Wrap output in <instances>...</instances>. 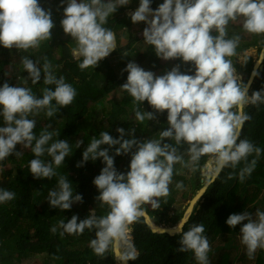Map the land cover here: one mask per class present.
Wrapping results in <instances>:
<instances>
[{
	"label": "clouds",
	"instance_id": "obj_1",
	"mask_svg": "<svg viewBox=\"0 0 264 264\" xmlns=\"http://www.w3.org/2000/svg\"><path fill=\"white\" fill-rule=\"evenodd\" d=\"M64 2L67 6L63 10L61 26L64 33L76 42L72 53L78 59L82 58L78 66L81 70L95 68L116 50L115 33L103 25L118 7L128 5L130 0H62ZM150 4L151 0H139L138 9L134 12L127 10L128 15L133 13L131 20L134 24L143 22L147 25L143 30L144 42L153 46L156 56L162 60L190 62L194 74L182 73L177 65L156 76L135 62L127 63L122 70L128 73L127 80L120 88L133 98L134 103L147 101L158 113L167 110L169 126L160 132L159 139L140 141L133 136L135 129L126 133L123 128L116 129L118 138H113L107 131H101L99 138L92 137L77 167L102 158L105 166L93 184L99 192L96 200L110 210L103 216H97L94 211L79 222L76 215L67 223L59 221V227L63 229L61 235H82L85 229L95 230L96 238L89 242L93 253L104 257L111 250L120 264L138 259L131 226L145 216L143 205L158 208V198L169 195L175 164L192 166L195 171L200 158L210 156L215 162L213 174L207 180L211 184L224 168L235 169L244 162L245 166L239 172V179L243 182L257 163V159L249 163L248 157L255 153L259 158L261 153L259 147L240 136L245 122L251 119L244 112L245 106L264 103V90L254 91L249 96L248 87L238 84L235 68L227 58L236 54L240 37L226 39V36L229 22L238 20L242 21L245 32L264 34V0H164L155 10ZM53 27L51 11L44 10L38 0H0V45L4 48L37 49L42 42L50 40ZM213 31L218 35H213ZM21 63L28 73L27 79L33 84L41 80L43 72V83L55 85V89L44 88L42 98H38L27 87L10 86L7 82L0 86V117L5 125L0 127V161L13 154L22 155L15 151L18 144L31 148L35 157L28 164L31 175L34 179L51 180L57 175L55 168L61 166L69 155V143L56 140L46 147L52 137L59 134L45 129L37 137L33 131L36 121L29 116L45 111L47 117H52L58 111L56 105H70L77 92L63 76L57 79L48 62L43 70L37 66L38 62L28 57H23ZM134 112L140 122L155 119L153 112L138 109ZM125 135L132 138L125 139ZM166 139L178 146L187 145L185 152L180 153L178 147L165 143ZM82 143L78 140L77 148ZM102 145L108 147L101 149ZM117 145L119 147H115ZM113 147L114 156L131 154L130 170L126 174L115 168L114 156L109 155V149ZM45 153L52 158L50 162L41 159ZM184 155L189 158L187 162ZM229 178H232L231 174ZM176 187L182 188L183 183L178 182ZM199 191L201 193L193 204L206 188ZM15 196L12 191L0 189V204L13 200ZM47 201L51 208L65 211L75 203H82L83 197L74 195L71 182L60 176L57 187L48 192ZM255 216L254 219L252 214L244 211L230 214L226 220L231 228L242 225L239 231L241 244L246 247L250 258L257 249H264V211L257 209ZM51 231L55 233L57 227L53 226ZM204 233L202 223L192 225L181 234L177 251H191L198 264H209L211 249Z\"/></svg>",
	"mask_w": 264,
	"mask_h": 264
},
{
	"label": "trees",
	"instance_id": "obj_2",
	"mask_svg": "<svg viewBox=\"0 0 264 264\" xmlns=\"http://www.w3.org/2000/svg\"><path fill=\"white\" fill-rule=\"evenodd\" d=\"M38 2L44 10L51 11L54 23L51 38L42 42L39 48L27 51L14 48L9 50L0 45V86L7 82L10 86L27 87L38 98H42L44 88L55 89V85L43 83V72H41V80L33 84L27 79L28 73L23 65L19 67L16 75L9 76L15 61L23 57L38 62L37 66L41 70L45 62H48L57 79L63 76L65 82L71 84L77 92L73 102L66 107L56 105L58 111L52 117H47L45 111H41L38 115L29 116V119L36 121L33 131L37 137L45 129L59 134L54 135L46 147L56 140H66L69 143L70 152L61 166L55 168L54 165L57 175L51 180L34 179L31 175L28 164L31 159L35 158L32 151L24 152L19 157L13 154L0 161L1 166L11 167L0 175V189L16 194L13 200L0 204V264H21L23 260L32 257H39L40 264H117L111 250L106 252L104 257H98L89 247L90 240L96 238L95 230L90 232L85 229L82 235L67 233L61 235L63 229L59 227V221L65 220L67 223L73 215H76L79 222L94 211L97 216H103L110 210L107 205L96 200L99 192L93 184L94 178L105 166L102 158L94 162L89 160L84 166L77 167L92 137L99 138L101 131H107L113 138H118L119 133L116 129L123 128L126 133L135 129L133 136L143 141L159 139L160 132L168 128L164 127L165 125L160 128L154 124L158 119L164 124L166 121L162 118V114L155 112L147 101L134 103L133 98L124 90L119 93L117 100L110 103L106 101L108 92L126 82L128 73L122 70L127 63L131 62V57L136 52L135 45L141 44L144 48L142 55L145 63L144 70L154 72L160 69L161 59L156 56L154 47L144 42L143 30L147 25L143 22L134 24L131 20L132 14H127V10L134 12L135 8L120 6L103 25L115 33L116 50L101 60L95 68L89 67L81 70L78 65L82 58L78 59L72 53L76 43L70 37L63 38L66 34L61 26L62 0H38ZM163 2L164 0H151L150 7L155 10ZM232 24L230 21L227 26L226 39L240 37V31L237 28H230ZM132 25V33L127 43L123 44L120 39L122 30ZM212 34L218 35L215 31ZM249 35L250 40L243 42L240 39L236 54L227 58L232 61L235 70L244 76L241 83L243 85L249 82L254 71V64L251 58H246L242 65L238 62V55L250 48L256 47L260 50L264 47V34ZM10 55L15 56H13L14 60H11ZM176 63L182 73L194 74L190 62L181 63L178 60ZM110 80L112 84H109ZM261 90H264V62L263 70L256 75L248 95L251 96L254 91ZM88 103L92 106L86 107ZM52 104L55 105V101H52ZM134 109L141 112H153L155 119H145L140 122L135 118ZM244 112L251 119L245 122L240 138L247 139L261 149L259 158L255 153L248 157L249 163L257 159L254 171L241 182L239 172L245 166L244 162L237 165L235 169L224 168L197 204L183 228V232H186L194 224L204 225V235L207 236L211 249L208 253L209 264H264V249H257L251 258L247 255L246 247L241 244L240 239L239 231L242 225L231 228L226 224L230 214H241L245 211L252 214L255 219L257 209L264 211V103L258 105L249 103L244 108ZM3 126L5 125L2 118L0 127ZM124 138L132 137L125 135ZM78 140L83 141L79 148H77ZM164 142L178 147L180 153H184L187 148V145L178 146L171 140L166 139ZM34 144L35 141H33V146ZM107 147V145H102L101 149ZM115 147L109 149V155L114 156ZM15 151L18 150L15 149ZM209 158L211 157L202 156L195 166V171L191 166V173L188 169L184 170V166L174 165L169 195L158 198V208L154 209L149 204L145 207L155 223L174 227L183 219V212H176L174 216L169 215V211L179 201L177 195L181 194V198L186 196L182 191L187 188V179L181 172L186 171L187 175L191 174V182L195 184L192 185L193 196L207 183L202 171ZM41 159L45 162L52 160L47 153ZM188 159V156L184 155V161ZM130 160L131 154L114 156L117 171L126 174L130 170ZM60 176L67 177L71 182L74 195L80 194L83 197V202L73 204L70 210L62 211L51 208L47 201L48 192L57 187ZM178 182L183 183L182 188L176 187ZM53 226L57 227L55 233L51 231ZM131 228L133 243L139 252V257L135 261H129L130 264H198L191 251L183 253L177 251L180 247L178 241L183 232L174 236L154 233L143 217Z\"/></svg>",
	"mask_w": 264,
	"mask_h": 264
},
{
	"label": "rangeland",
	"instance_id": "obj_3",
	"mask_svg": "<svg viewBox=\"0 0 264 264\" xmlns=\"http://www.w3.org/2000/svg\"><path fill=\"white\" fill-rule=\"evenodd\" d=\"M78 2H79V0H78ZM105 2H107V0H105ZM67 6V4H66V2H64L63 3V10H64V7H66ZM128 8H135V9H138V7H139V0H130V3L128 4V5H126ZM129 14V13H128ZM63 18H64V15L62 16ZM63 18H61V19H63ZM148 19L149 20H151L152 19V17L151 16H149L148 17ZM233 24L230 26V28L232 29V27H234V28H237L238 29V31H240V39L243 41V42H247L248 40H250V33H247V32H245L244 30H243V27H242V21H238L237 23H234V22H232ZM237 29H235V30H237ZM132 30H133V25L132 26H130L129 28H125V29H123L122 30V34H121V37H120V39H121V42L123 43V44H126L127 43V41H128V37L131 35V33H132ZM261 36V35H260ZM71 38V36L70 35H68L67 36V34L66 35H63V38ZM138 37H142V36H140V35H138ZM72 39V38H71ZM73 40V39H72ZM74 41V40H73ZM75 42V41H74ZM76 43V42H75ZM134 48H136L135 50H136V52L134 53V55L131 57V62H135L138 66H140L141 68H145V63H144V60H143V58H142V55H143V52H144V48L141 46V44H137V45H135L134 46ZM263 50H264V47H262L260 50L258 49V48H250V49H247V50H245V51H243V52H241L239 55H238V62L239 63H241L242 65L244 64V62H245V60H246V58H251L252 60H253V64H254V68H255V66L258 64V62H260V60H262V52H263ZM13 56L14 55H10V58H11V60H14L13 59ZM15 57V56H14ZM77 58V57H76ZM103 60V59H102ZM178 60H180L181 61V63H184V62H182V60L181 59H172V60H167V61H165V60H162L161 59V67H160V69H157V70H155L153 73L156 75V76H160V75H163V74H165L167 71H170L174 66H177V63H176V61H178ZM14 62V61H13ZM22 65V63H21V59L20 58H18L16 61H15V65H13V70L12 71H10V74H9V76H13V75H16L17 74V72H18V69H19V67ZM110 75H111V73H110ZM235 75L238 77V80H237V82H239L240 84L242 83V81H243V79H244V76L242 75V74H240L237 70H235ZM119 79H120V76L118 77ZM18 80V79H17ZM106 82H104V84H105ZM109 84H112V81L110 80L109 81ZM247 85H248V83H247ZM246 85V86H247ZM121 91H122V89L120 88V86L117 88V89H115V90H112L111 92H108L107 93V95H106V101L108 102V103H110V102H112V101H115V100H117V98H118V95H119V93H121ZM249 93V92H248ZM89 106H92V104L91 103H88L87 105H86V107H89ZM247 106V105H246ZM245 106V107H246ZM160 114H162L161 116H162V118L163 119H165V121H166V123L164 124L163 122H162V120H157V121H155L154 122V124H156V125H158L160 128H161V126H164V127H168L169 125H168V123H167V110H165L163 113H160ZM2 119V117H0V120ZM16 149L19 151V152H21L22 154L24 153V152H30L31 151V148H24L22 145H17L16 146ZM185 162H187V161H185ZM176 166H184L183 164H181V163H177L176 164ZM11 167L10 166H1V164H0V169H3V171H0V175H2V172H5V171H7L8 169H10ZM214 168H215V162H214V160L212 161V162H208L207 161V163H206V166L204 167V169H203V171H202V174H203V176L208 180V177H210L211 178V176H212V174H213V170H214ZM183 169L184 170H189V172L191 173V166H189V167H183ZM181 174L182 175H184V178H186L187 180V188L184 190V191H182L184 194H186V196L185 197H183V198H181V194L178 196L177 195V199L179 200L175 205H174V207H172V209L169 211V215L170 216H174V214L176 213V212H179V213H181V212H183L184 214L183 215H185L187 212H188V210L192 207V205H193V210L195 209V207H196V205H197V203L198 202H200V200H202V197H200V199L195 203V204H192L193 203V201H195V199H196V196H197V192L196 193H194V195L192 196V189H193V187H192V185L194 186L195 184H192V179H191V174H189V175H187L186 174V171L184 172V171H182L181 172ZM220 174V173H219ZM195 196V197H194ZM149 205H151V204H149ZM143 208H144V211L145 212H147L146 210H145V207H146V205H143L142 206ZM192 210V211H193ZM153 222H154V220H153ZM156 226H159L158 224H155ZM160 227V226H159ZM162 227H165V229H170V228H172V226H168V225H162ZM21 264H40V258L39 257H32V258H29V259H25V260H23V262L21 263ZM118 264H120V262L118 263Z\"/></svg>",
	"mask_w": 264,
	"mask_h": 264
},
{
	"label": "water",
	"instance_id": "obj_4",
	"mask_svg": "<svg viewBox=\"0 0 264 264\" xmlns=\"http://www.w3.org/2000/svg\"><path fill=\"white\" fill-rule=\"evenodd\" d=\"M133 14V13H132ZM264 50H263V52H262V60H261V64H260V66L259 67H256L255 66V68H254V71L253 72H256V73H258L259 71H261V70H263V62H264ZM255 78H256V76H251V78H250V81H249V83H248V85H247V87H248V92L250 91V89H251V86L254 84V80H255ZM213 161V159L212 158H209L208 159V162H212ZM210 179V177H208V180ZM217 179V178H216ZM215 179V180H216ZM212 184V183H211ZM211 184H205L204 185V187L202 188V189H205L206 188V191L208 190V188L210 187V185ZM206 191L204 192V194L206 193ZM201 193V191H199L198 193H197V196L199 195ZM204 194L201 196V197H203L204 196ZM197 196H196V199H197ZM195 199V200H196ZM193 208L191 209V212L189 213V215H187V213H186V215H187V219L185 220V217H186V215H185V217L183 218V220L181 221V222H183L182 223V226H181V228H179L177 231H174V230H172V229H161V230H157V229H155L156 228V226H155V223L152 221V219L150 218V216L147 214V212H145V216L143 217L144 219H145V222H146V224L151 228V230L154 232V233H159V234H169V235H171V236H174V235H177V234H180V233H182L183 232V228H184V226H185V224L188 222V220H189V218L191 217V215H192V213H193ZM189 211V210H188ZM93 213V212H92ZM181 222L178 224V225H180L181 224ZM154 226V227H153ZM180 227V226H179ZM116 263L118 264L119 262L118 261H116ZM127 264H130L129 263V261L127 262Z\"/></svg>",
	"mask_w": 264,
	"mask_h": 264
},
{
	"label": "bare ground",
	"instance_id": "obj_5",
	"mask_svg": "<svg viewBox=\"0 0 264 264\" xmlns=\"http://www.w3.org/2000/svg\"><path fill=\"white\" fill-rule=\"evenodd\" d=\"M264 55V54H263ZM260 64H261V60H260V62L256 65V67H259L260 66ZM193 204V203H192ZM193 208V205H192V207L189 209V211H188V213H187V215H189V213L191 212V209ZM187 215H186V217H187ZM156 226V225H155ZM180 226V227H179ZM181 226H182V223L180 224V225H175L173 228H171L172 230H174V231H177L179 228H181ZM154 227V226H153ZM155 229H157V230H161V229H165V227H162V226H156V228Z\"/></svg>",
	"mask_w": 264,
	"mask_h": 264
}]
</instances>
